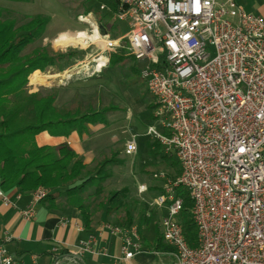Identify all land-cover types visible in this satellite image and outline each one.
<instances>
[{"label":"built area","instance_id":"1","mask_svg":"<svg viewBox=\"0 0 264 264\" xmlns=\"http://www.w3.org/2000/svg\"><path fill=\"white\" fill-rule=\"evenodd\" d=\"M89 17L92 13L80 20L90 22ZM113 18L126 21L128 30L120 37L101 35L92 21L104 45L83 68L100 71L116 53L141 63L156 108L157 124L149 135L166 155L176 154L181 168L153 200L168 207L162 237L175 249V264H264V16L237 0H117ZM137 149L135 139L127 141L126 154ZM178 186L193 201L195 246L178 219L183 204L175 196ZM49 193L44 187L33 190L20 217L32 220ZM21 195L12 197L0 185L5 207L16 208ZM104 227L120 237L121 259L143 252L138 226ZM96 246L90 234L69 254L95 253ZM0 264H15L2 243Z\"/></svg>","mask_w":264,"mask_h":264},{"label":"trees","instance_id":"2","mask_svg":"<svg viewBox=\"0 0 264 264\" xmlns=\"http://www.w3.org/2000/svg\"><path fill=\"white\" fill-rule=\"evenodd\" d=\"M5 13L8 11L0 7V185L5 192L17 190L20 193L47 188L50 193L41 202L49 207L56 206L57 198L62 195L69 206L80 211L85 227L91 229L97 210L103 209L110 216L126 204V188L103 196L105 182L112 176L110 169L124 165L125 160L119 158V151H112L91 167L68 144L38 146L35 137L43 131L54 136H68L73 131L89 134L91 125L109 123L107 114L115 107L87 109L80 100L60 107L56 105L60 95L58 87L30 91L27 84L35 71L55 65L62 68L64 63L82 58L83 51L71 48L55 51L50 45L26 51L41 38L50 17L35 15L19 24ZM128 60L124 54H113L110 65L124 64ZM154 145L155 156H158L162 147L156 141ZM174 192L183 200L178 219L184 225L189 244L195 246L193 201L182 186L176 187ZM129 218L128 225H132L133 220ZM157 241V248L174 250L165 245L162 236H158Z\"/></svg>","mask_w":264,"mask_h":264},{"label":"rangeland","instance_id":"3","mask_svg":"<svg viewBox=\"0 0 264 264\" xmlns=\"http://www.w3.org/2000/svg\"><path fill=\"white\" fill-rule=\"evenodd\" d=\"M101 5H104L105 9H101ZM0 7L8 11L5 13L6 16L16 19L19 24L35 15L50 17V22L41 38L29 46L26 51L45 45H50L55 51L64 50V48L78 49L83 51V56L80 59L87 58L86 61L89 63L101 52L100 48L104 45L103 38L87 40L85 45H69L67 47L56 46L53 39L64 31L84 30L91 36L94 35L96 29L93 31L90 25L96 19L90 18V23L80 20V16L88 15V12L98 16L99 22L106 25L111 37H119L128 30L126 21L113 18V11L116 8L115 0H31L30 2L0 0ZM78 62L75 59L74 62L64 63L62 68L55 65L52 66L53 68L48 66L44 70L45 72L39 70L41 75H51L52 77L49 81L45 77L42 82H39L38 89L58 87L60 95L56 105L60 107L70 105L75 100H80L87 109L89 107H115L107 114L109 123L103 126L97 125L104 128L101 132L98 133L99 130H97L94 134L92 145L95 147L96 158L90 166L92 167L97 161H100L103 155H109L112 151L118 150L119 158L124 159L125 163L110 169L112 176L106 180L103 192L105 197L122 188L128 189L125 206L116 212L118 217H121L117 222L128 224L130 216L134 221L132 224L137 226L140 219L145 217L146 212H149L150 216L158 221L161 219V212L153 205L154 195L151 199L146 197V194H149L152 188H158L161 191L165 189L167 182L174 181L179 177L181 168L174 152L167 158L161 148L159 155L155 156V141L148 132L151 125L157 124L155 100L148 90L146 81L140 75L141 63L129 57L126 63L112 66L109 60V63L100 71L92 74L83 71V74L72 75V73L79 72L85 64L82 62L78 64ZM64 68H68L67 75H71L69 78H66V74L59 75L65 70ZM63 76L64 78H62ZM112 137L114 138L112 139ZM132 138L137 142V151L132 155L122 153L123 146ZM155 174H162L164 177L155 178ZM141 185H146L147 188L143 194H140L139 191ZM94 201L97 202V200ZM126 215L128 219L124 220ZM142 233L144 235V229H142ZM144 242L148 251L143 256L145 259L153 260L151 264H175V257L172 255L175 249L169 243L164 242L165 245L172 247L173 251L157 249V252L153 254L154 246L147 240Z\"/></svg>","mask_w":264,"mask_h":264},{"label":"crops","instance_id":"4","mask_svg":"<svg viewBox=\"0 0 264 264\" xmlns=\"http://www.w3.org/2000/svg\"><path fill=\"white\" fill-rule=\"evenodd\" d=\"M237 1L245 8L246 11L264 16V0ZM92 15L95 18L93 13ZM85 56L86 54L84 57ZM76 60L79 61L78 64L81 62L85 64L89 63L86 61L87 58H77ZM50 68L53 67L50 66ZM64 69L65 70L60 72L59 75L66 74L67 77H70L71 75H67L68 68ZM83 71L84 68L82 67L79 72L75 74L72 73V75H78L83 73ZM35 72H39L41 75V71L37 70ZM42 76L47 77V81H49L52 77L51 75ZM62 78H64V76ZM32 85L34 86L33 88ZM37 85H39L37 82H33L30 79L27 87L30 91H37ZM99 126L103 125L99 124ZM89 128V134L81 135L78 132L73 131L68 136H54L47 131H43L36 135L35 140L38 146H59L62 144H68L79 156L83 158L85 164L90 165L96 158L95 147L92 145L94 134L97 130H99L98 133L101 132L104 127L91 125ZM113 138L114 137H112V139ZM125 147L126 145L123 146L121 151L122 153H125ZM163 190L164 189L161 191L158 188H152V191H150L149 194H146V197L151 198L154 195L153 197L156 198V196L162 193ZM17 192V190H13L8 193L10 196L14 197ZM144 192H141L140 194H143ZM31 198L32 191L22 193L21 198L16 200V208L5 207L0 198V243L4 244L8 253L13 256L15 264H134V262L135 264H151L153 260L145 259L143 256L145 252L148 251L144 246L146 242H144V240H147L152 246H154L153 251L155 252L153 254H155L157 252L156 250L159 249L157 248V237L162 236L161 219L168 215L167 206H156L161 212V219L158 221H155L156 219L152 218L149 212L145 213V217L143 219L141 218L138 224L136 223L139 227L141 235L143 252L137 254L131 260L126 261L121 259L122 241L120 237L110 235L108 229L104 227L107 223L126 227L130 226L128 224L117 222L118 220L120 221L121 217H118L116 213L107 216L103 209L96 211L93 216L92 228L87 229L80 211L77 208L69 206L66 199L61 195L57 198V205L54 207H49V205L45 202L38 203L35 208L33 219L25 221L20 217L19 211L29 205ZM127 219L128 217L126 215V219L124 220ZM142 229L145 230L144 235L142 233ZM90 234H94L97 238V246L95 247L96 252L85 253L80 256L70 255L69 250H76L78 243L81 240L86 239ZM9 237L10 240H5ZM146 244L149 246L147 242ZM55 248L59 249L58 253H55ZM104 253H106V255Z\"/></svg>","mask_w":264,"mask_h":264},{"label":"bare ground","instance_id":"5","mask_svg":"<svg viewBox=\"0 0 264 264\" xmlns=\"http://www.w3.org/2000/svg\"><path fill=\"white\" fill-rule=\"evenodd\" d=\"M98 32L95 30L94 35H90L87 32L83 31H64L58 34L54 39L53 43L58 47H67L69 45H85L88 39L95 40L97 39ZM65 49V48H64ZM45 76L40 75L38 72H35L31 75L30 79L33 82H42Z\"/></svg>","mask_w":264,"mask_h":264},{"label":"water","instance_id":"6","mask_svg":"<svg viewBox=\"0 0 264 264\" xmlns=\"http://www.w3.org/2000/svg\"><path fill=\"white\" fill-rule=\"evenodd\" d=\"M94 16H95L96 23L98 25V29H99L100 34L101 35H107L108 30H107L106 26L103 23L99 22L97 15H94Z\"/></svg>","mask_w":264,"mask_h":264}]
</instances>
